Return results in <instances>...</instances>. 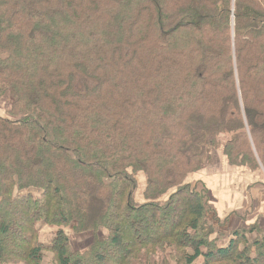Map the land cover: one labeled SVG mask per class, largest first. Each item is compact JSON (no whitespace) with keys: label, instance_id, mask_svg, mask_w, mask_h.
Here are the masks:
<instances>
[{"label":"trees","instance_id":"16d2710c","mask_svg":"<svg viewBox=\"0 0 264 264\" xmlns=\"http://www.w3.org/2000/svg\"><path fill=\"white\" fill-rule=\"evenodd\" d=\"M0 99V264H264L185 181L264 170V0H0Z\"/></svg>","mask_w":264,"mask_h":264},{"label":"crops","instance_id":"0c3cea01","mask_svg":"<svg viewBox=\"0 0 264 264\" xmlns=\"http://www.w3.org/2000/svg\"><path fill=\"white\" fill-rule=\"evenodd\" d=\"M226 168L230 169L229 166ZM236 172H230L225 184L219 179L217 188L212 190L222 216H228L229 230L247 228L258 216L264 215L262 181L256 175Z\"/></svg>","mask_w":264,"mask_h":264},{"label":"rangeland","instance_id":"374dc122","mask_svg":"<svg viewBox=\"0 0 264 264\" xmlns=\"http://www.w3.org/2000/svg\"><path fill=\"white\" fill-rule=\"evenodd\" d=\"M8 110H9V108L4 103V100L0 99V116L1 117H7L6 114H7ZM225 139H226V137H224V136L220 137L219 143H223ZM208 152H210V156L206 161H204L202 168L199 171L189 175L185 181L190 182L193 177L197 176V179L199 181H203L207 185V187H209L211 189V191L212 190L214 191V189L217 188L216 183L219 179L222 180V182H224V184H225V181L227 180V178H229V176L231 174L230 172L235 171V170H238V171H240V170L236 169L234 166H230L226 162V158L222 152V147H218L216 149L211 148V151H209V149H207V153ZM226 166H229L230 169L226 168ZM233 168L235 170H232ZM256 172H258V173H256L255 175H259L260 177L264 178V170L260 169ZM236 173L240 174L242 172L240 171V172H236ZM242 174H244V173H242ZM251 174L253 175V173H251ZM196 184L199 187V189L203 188L202 183L196 182ZM225 187H226V185H225ZM145 189H146V177H145V175L142 173L136 175V190L134 193V201L136 204L139 205L140 203L144 202L143 193L145 192ZM33 195L37 196L38 194L33 191ZM167 197L168 196L166 195L165 197H163L160 200L165 201L167 199ZM55 229L56 228L50 227V226L43 227L39 233V240L42 243L48 245L49 242L51 241V239L53 238L52 235L54 234ZM66 231H67L68 236L70 235L69 238H70L71 247H72L73 251L80 250V249H82V248H84V247H86L92 243L91 238H85V239H82V241H81V240H79V237L72 234L71 229H66ZM102 234L105 235L104 232ZM54 261L55 260L53 259L52 255L48 254L45 256L43 264H56V262H54ZM172 264H174V263L172 262Z\"/></svg>","mask_w":264,"mask_h":264}]
</instances>
